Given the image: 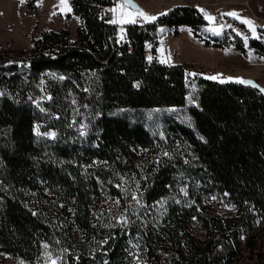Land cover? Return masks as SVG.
Returning a JSON list of instances; mask_svg holds the SVG:
<instances>
[{
    "label": "trees",
    "instance_id": "obj_1",
    "mask_svg": "<svg viewBox=\"0 0 264 264\" xmlns=\"http://www.w3.org/2000/svg\"><path fill=\"white\" fill-rule=\"evenodd\" d=\"M67 2L78 20L73 39L43 31L8 68L0 62V255L27 264L45 252L59 264L229 263L234 241L244 236L250 248L264 226V96L145 61L137 25L118 36L103 20L110 0ZM155 25L173 36L186 26L205 47L227 43L199 34L205 18L195 7L144 22ZM232 45L245 52L238 38ZM247 47L264 62V30ZM149 110L162 112L159 128ZM80 125H89L84 139L73 136ZM47 197L76 241L51 220ZM210 197L234 214L208 213Z\"/></svg>",
    "mask_w": 264,
    "mask_h": 264
},
{
    "label": "rangeland",
    "instance_id": "obj_2",
    "mask_svg": "<svg viewBox=\"0 0 264 264\" xmlns=\"http://www.w3.org/2000/svg\"><path fill=\"white\" fill-rule=\"evenodd\" d=\"M173 1L175 2V0ZM193 1L185 0L189 5H195ZM28 2L29 0H0V62L4 63L5 68L11 65L12 60L23 57L26 50L39 37L41 32L66 30L72 35L75 33L78 20L77 17L71 14L68 2L67 7L61 5V0H36L30 7ZM133 2L138 8V3L140 4L141 11L130 10L118 0H115L111 8H109L110 20L111 23L116 21L118 36L123 34V26L131 23L127 21L133 19L135 15L145 23L153 20L146 21L138 13H143L148 17H156L168 11L169 7H171L170 4H167L169 0H133ZM200 2L206 3L208 7L199 9L216 19L217 23H213L206 18L205 25H202L199 29V34L205 38H208L207 36L224 37L227 41L224 47L222 49L210 46L205 47L197 38L190 34V29L186 26H181L178 29L177 36H173L169 29L163 28L155 39L156 45L159 47L156 46L154 56H150V59L152 57L156 59V56H158L160 61H164L165 58H168L174 62V65L184 66L189 72L186 74L189 81L191 77L200 76L206 79H209L208 77H216V79L210 80L220 83L237 82L248 78V76H253L256 79L254 81L264 88L262 59L247 47V40L249 38H257L260 30H264V0H202ZM246 3L249 4L250 9L246 6ZM121 10L128 14H122ZM227 13H237L238 18L226 15ZM245 20L252 22L255 28L254 32L248 24L242 22ZM256 22L260 25V28L256 25ZM179 35L181 39H179ZM234 37L238 38L242 43L245 49L243 54L233 48ZM176 41L178 42L174 44ZM172 45L178 48L177 52L172 51ZM186 57L191 58L195 63H186L185 60L188 59ZM156 113L161 114L162 112L149 110L146 115L148 123L155 128H159L160 119H158ZM138 152L139 156L141 151ZM179 191H183V188L180 187ZM44 200L51 220L61 230H64V234H67L68 239L76 241L79 238V234L75 227L70 225L65 214L52 206L54 203L52 199L47 197ZM202 205L207 207V211L211 215L222 217L234 214L233 207L222 198L215 199V201L208 200ZM189 229L196 239L202 238L203 231L194 222L189 224ZM253 235L254 243L250 248L247 247L244 236L235 240L236 246L233 245L234 250L231 261L221 264H264V226L256 225ZM73 245L70 244V247ZM215 249L220 250V247L216 245ZM53 261H55V264H59L57 256L45 252L39 264H53ZM0 264L27 263L0 255Z\"/></svg>",
    "mask_w": 264,
    "mask_h": 264
},
{
    "label": "built area",
    "instance_id": "obj_3",
    "mask_svg": "<svg viewBox=\"0 0 264 264\" xmlns=\"http://www.w3.org/2000/svg\"><path fill=\"white\" fill-rule=\"evenodd\" d=\"M115 2V0H110V3H111V5L110 6H107V7H105L104 9H103V13H102V18H103V20L106 22V23H111V14L109 13V8H111V6H112V4ZM191 7H194V5H191ZM202 15L204 16V18L206 19L207 17H205V16H208V14L207 13H205L204 11H202ZM132 20H134L135 22L133 23V22H131V24H134V25H137L139 28H140V30H141V33H142V36H143V46H144V50H143V53H142V56H143V59L145 60V61H147L148 59H150V56H151V47H152V45L155 43V39H156V37H157V35H158V33L160 32V31H162V29L164 28V26H162V25H155L153 28H151V29H148V30H146L145 28H144V22H142L136 15L133 17V19ZM207 20V19H206ZM213 23H217V20L216 19H212L211 20ZM112 25H114L113 23H112ZM256 25H258V27L260 28V25L259 24H257V22H256ZM115 26V25H114ZM116 27V26H115ZM167 46V45H166ZM23 68L24 69H28V65L27 64H25V65H23ZM184 69H185V72L186 73H189L187 70H186V68L184 67ZM189 93H190V91H187V95H189ZM30 99H29V97L27 96L26 98H25V101H29ZM87 107L86 106H84V107H82V109H86ZM72 118V117H71ZM81 119L82 120H85V117H81ZM33 127H36L34 124H33ZM88 130H89V125L88 126H86V125H80V126H78L77 128H76V130H75V132H74V134H73V136H82V139H84L86 136H87V134H88ZM48 138H50L51 137V135H48L47 136ZM71 139H72V137H71ZM210 200H212V201H215V198L214 197H210Z\"/></svg>",
    "mask_w": 264,
    "mask_h": 264
},
{
    "label": "crops",
    "instance_id": "obj_4",
    "mask_svg": "<svg viewBox=\"0 0 264 264\" xmlns=\"http://www.w3.org/2000/svg\"><path fill=\"white\" fill-rule=\"evenodd\" d=\"M200 1H202V0H194L193 2H195V5H194V7L195 8H200V9H202V8H207L208 7V5L206 4V3H201ZM204 1H207V0H204ZM208 1H212V0H208ZM222 3V2H221ZM167 4H170L171 5V7H169L170 9L171 8H173V7H176V6H186V7H191V5H189V3L188 2H185V0H178V1H176L175 0V2L173 1V0H169V2H167ZM138 5H139V8H138V11H141V6H140V4L138 3ZM206 5V6H205ZM246 6L250 9V7H249V4L248 3H246ZM170 9H168V10H170ZM165 12H167V11H165ZM164 12V13H165ZM121 13L123 14L124 13V15L125 14H128V13H125L124 11H122L121 10ZM255 13V12H254ZM251 16H253L252 14H251ZM254 17V16H253ZM148 23V22H147ZM110 24H112V23H110ZM115 26H117L115 23H113ZM123 24H125V23H123ZM122 24V25H123ZM121 26V25H120ZM180 27H178L177 28V30L179 29ZM69 32V31H68ZM69 34H70V36H71V38L73 39L74 38V35H75V33H73L74 35H72L70 32H69ZM191 34V33H190ZM179 37V39H181L180 38V35L178 36ZM179 39H178V41H179ZM178 41H176V42H174V44L175 43H177ZM157 47H159V46H157ZM172 47H173V50L172 51H174V52H177L178 51V48L177 47H175L174 45H172ZM171 47V48H172ZM164 49H166L165 47H163ZM170 48V49H171ZM165 51V50H164ZM169 51H171V50H169ZM157 52V51H156ZM166 52V51H165ZM164 52V53H165ZM159 54V53H158ZM159 57L158 56H156V59H157V61L159 62V63H161V64H165V65H174V62H172L171 61V59H168V58H165V60L164 61H160L159 59H158ZM186 58H188V57H186ZM186 61V63H190V64H194L195 63V61L194 60H192L191 58H188L187 60H185ZM262 62H263V60H262ZM263 66H264V62H263ZM244 77H246V76H244ZM243 77V78H244ZM203 78V77H202ZM248 78H251V79H253V80H256L253 76H248ZM206 79V78H205ZM210 80V79H209Z\"/></svg>",
    "mask_w": 264,
    "mask_h": 264
},
{
    "label": "snow or ice",
    "instance_id": "obj_5",
    "mask_svg": "<svg viewBox=\"0 0 264 264\" xmlns=\"http://www.w3.org/2000/svg\"><path fill=\"white\" fill-rule=\"evenodd\" d=\"M61 5H63L64 7H67V0H61ZM115 11V10H114ZM140 16H142L146 21L147 20H152V19H155V17H148V16H145L143 13H138ZM226 15H230V16H233V17H237L238 18V14L237 13H227ZM129 17H130V14H129ZM210 21L213 19L212 17L208 16L207 17ZM113 23H115L116 21H112ZM127 22H135L134 20L132 19H129ZM243 23H246L249 25V27L253 30V32L255 31V28H254V25L252 24L251 21H248V20H245V21H242ZM209 79H216V77H208ZM237 82H240V83H246V84H249L253 87H256L255 84H253L252 82L250 81H242V80H238ZM264 91V90H262ZM53 264H55V261H53Z\"/></svg>",
    "mask_w": 264,
    "mask_h": 264
},
{
    "label": "water",
    "instance_id": "obj_6",
    "mask_svg": "<svg viewBox=\"0 0 264 264\" xmlns=\"http://www.w3.org/2000/svg\"><path fill=\"white\" fill-rule=\"evenodd\" d=\"M120 3H122V4H124L125 6H127L130 10H138V7H137V5L133 2V0H118ZM242 81H250V82H252L253 84H255L256 85V87H253V86H251V85H249V84H246V83H240V84H242L243 86H249V87H251V88H254V89H256L257 91H259L263 96H264V91H262V90H264V88L263 87H261V86H259L254 80H252V79H248V78H244V79H242Z\"/></svg>",
    "mask_w": 264,
    "mask_h": 264
}]
</instances>
